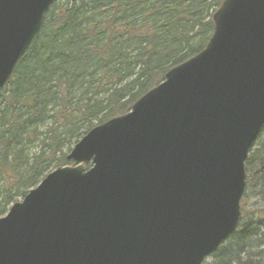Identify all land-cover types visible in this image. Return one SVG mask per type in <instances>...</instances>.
<instances>
[{"label":"water","instance_id":"obj_1","mask_svg":"<svg viewBox=\"0 0 264 264\" xmlns=\"http://www.w3.org/2000/svg\"><path fill=\"white\" fill-rule=\"evenodd\" d=\"M56 1L0 0V91ZM212 24L0 218V264H202L236 233L264 127V0H224Z\"/></svg>","mask_w":264,"mask_h":264},{"label":"trees","instance_id":"obj_2","mask_svg":"<svg viewBox=\"0 0 264 264\" xmlns=\"http://www.w3.org/2000/svg\"><path fill=\"white\" fill-rule=\"evenodd\" d=\"M223 1L57 0L0 92V218L49 172L71 164L67 154L89 130L129 112L199 53ZM244 165L243 198L253 189L264 204V145ZM210 259L264 264V209L241 205L238 230Z\"/></svg>","mask_w":264,"mask_h":264},{"label":"rangeland","instance_id":"obj_3","mask_svg":"<svg viewBox=\"0 0 264 264\" xmlns=\"http://www.w3.org/2000/svg\"><path fill=\"white\" fill-rule=\"evenodd\" d=\"M263 129H261V132H260L259 136L257 137L255 143H254V146H253L254 149L260 148L264 145V130ZM253 148H251V149H253ZM253 171H254V168H253ZM253 191H254L253 189H252V191L251 190L249 191V195H251V198L249 200H247L246 198L245 199L242 198L241 205H243L245 207V209L248 213L255 214L256 211L264 209V204L261 203L262 202L261 200H260L261 202L259 201V198L256 195H254ZM204 262L207 264L218 263V262L212 261L210 258L206 259Z\"/></svg>","mask_w":264,"mask_h":264}]
</instances>
